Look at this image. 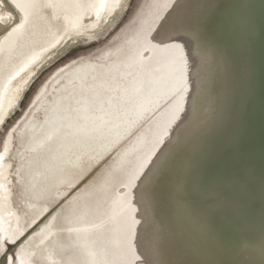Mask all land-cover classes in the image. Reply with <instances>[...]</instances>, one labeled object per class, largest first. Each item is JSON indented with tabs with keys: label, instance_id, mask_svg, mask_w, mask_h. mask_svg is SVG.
I'll return each instance as SVG.
<instances>
[{
	"label": "water",
	"instance_id": "1",
	"mask_svg": "<svg viewBox=\"0 0 264 264\" xmlns=\"http://www.w3.org/2000/svg\"><path fill=\"white\" fill-rule=\"evenodd\" d=\"M127 29L115 76L165 92L173 118L151 129L154 108L133 138L116 264H264V0H143Z\"/></svg>",
	"mask_w": 264,
	"mask_h": 264
},
{
	"label": "bare ground",
	"instance_id": "2",
	"mask_svg": "<svg viewBox=\"0 0 264 264\" xmlns=\"http://www.w3.org/2000/svg\"><path fill=\"white\" fill-rule=\"evenodd\" d=\"M128 3L129 0H105L102 6L101 0H0V31L7 29L0 39V130L12 115L21 109V102L31 83L33 84L35 74L40 70L42 72V69L45 70L46 66L49 67L59 59L58 57L63 53L62 44L69 37L96 41L107 24L115 21L113 17L117 15L116 12L124 11L128 8ZM122 41L123 39L118 42L113 41L99 58L59 68L53 80L44 86V92L41 91L31 114L23 119L24 123L18 130L19 143L25 147L26 153H31L22 162L19 173L31 169L36 163L37 167L43 168L46 163L66 161L65 153L69 148L78 147L87 150L104 142L100 146V158L120 140L119 137L105 139V135L111 133L107 125L111 122L115 109H126L128 120L131 122L136 120L135 126L140 118H146L154 108L158 109L163 105L164 102L157 97L158 92L155 89L150 91L147 85L140 87L136 83L137 77L115 76L121 70L115 68V63L117 61L122 63L131 57L130 54L119 53L117 47ZM151 93L154 100H147L146 103L147 94L149 97ZM52 101L55 104H51ZM85 106L88 107L84 109ZM147 108L150 109L143 114V117L142 114L139 115V112ZM85 110H90L93 116L88 118V121H84L85 116L87 119L89 115L83 116ZM167 110L168 107L164 111ZM40 115H44V120L40 119ZM158 120L159 117L157 123L160 122ZM83 123H86L84 130L81 127ZM110 125L112 129V124ZM52 134L55 135L53 142L57 141L54 145L50 140ZM35 148L37 151L33 153ZM76 156L77 154L74 157ZM85 156L86 161L95 158V155L88 153ZM11 164V160L4 159L5 169ZM3 182L5 184V181ZM3 184H0V191L3 186L4 191L10 194L12 192L10 178L6 185ZM11 200L7 201L8 209H0V220L6 224L4 225L8 233L13 230L22 232L27 228L26 217L21 213L24 209H20L18 205L16 207L15 202ZM28 208L31 211H38L39 214L42 211L40 205ZM35 219L36 217L31 224ZM107 219L103 217L97 225L103 229V232L106 230L109 232L111 228V223H108ZM95 227V224H92V228L86 227L82 233L93 232ZM57 232L53 230L50 242H45L39 248L38 253L41 254L37 259L43 264H66L65 256L61 252V244L57 242ZM56 235L57 239H55ZM28 239L21 245L18 258L22 264H35L36 252L27 245ZM58 260H61L60 263H57Z\"/></svg>",
	"mask_w": 264,
	"mask_h": 264
},
{
	"label": "flooded vegetation",
	"instance_id": "3",
	"mask_svg": "<svg viewBox=\"0 0 264 264\" xmlns=\"http://www.w3.org/2000/svg\"><path fill=\"white\" fill-rule=\"evenodd\" d=\"M121 27L123 29V24ZM116 37L117 34H114L100 46L77 57L71 56L67 58L64 60V62L68 60L65 64L77 60L80 57L99 58L100 54L105 52ZM58 68L52 70L46 79L35 87L28 103L21 112L22 114L36 103L44 86L52 81L58 73ZM44 83L45 85L43 86ZM51 104H55V102L52 101ZM87 107L85 106L84 109ZM22 114L16 118L9 129L14 127L18 121H20L19 125L21 124L25 118V113ZM83 114V116L85 114L90 115H88L87 119L85 116L86 120L84 119V121H88V118L93 117L90 110H85ZM40 117L42 120L44 115H40ZM84 124L86 123L81 125L83 130L86 127ZM9 129L6 130L2 139L0 153L3 151V142L6 139ZM33 133L31 134L33 135ZM136 133L137 131L133 132L132 130L125 136V145L128 146L126 147L127 160L126 165L123 166L125 173L122 174L118 172L122 170V167L113 166L115 158L121 153V151H118L120 147H117V144L113 145L99 158L100 143L97 146L91 147L92 149L88 148L89 150L78 147L69 148L65 153V156L67 155L65 157L66 161L55 164L46 163L43 168L37 167L36 163L34 167L27 169L25 173H19L17 167L19 165L21 166L20 160L24 162L31 153L25 152V147L21 146L18 141V135H16L13 139L14 146L8 156L5 157V160H12V164L7 168L8 172L2 175L5 177V184L2 182L0 184L6 185L7 180L10 178V184L12 186L10 200L12 199L20 209L26 210L29 214V219L32 217H36V219L22 231L23 233L20 231L19 235L13 237L8 235L6 224L0 221V227L2 225V229L0 228V264H22L18 256L21 251L20 247L24 241L30 238L36 246L38 237H40V243H49L53 236V230L58 231L57 242L61 244V252L65 256L66 264H116V254L122 249L118 246L117 238H114L116 229L111 226L108 230L109 232H103V229L99 226L97 227V225L101 222L100 219L102 216L104 218L106 217V219L109 217L107 219L108 223H114L120 213L118 212V208H121V205L126 201L132 202L130 198L126 199V196H124V192L126 191L124 186L128 181L124 177L133 165L131 161L133 146L130 145V142ZM58 134L61 135L62 133ZM54 138L55 135L52 134L50 137L52 145L57 142H53ZM53 149L55 150V146H53ZM33 150V153H35L37 148ZM87 153L95 155V158L89 160L90 162L87 161L85 164V155ZM75 154H77L76 157H74ZM19 175L24 176L19 178ZM33 205H40L42 209L40 214H32L31 211L27 210L29 206ZM92 224L96 226L93 232L82 233L84 228H89ZM83 225L84 227H82ZM2 230L5 231L2 232ZM127 249L128 247L125 248V250ZM105 253L106 255H104ZM57 255L60 256V254ZM54 259H56L55 256ZM60 261L58 260L57 263H60ZM118 261L121 264V260ZM35 262V264H43L37 259H35Z\"/></svg>",
	"mask_w": 264,
	"mask_h": 264
},
{
	"label": "rangeland",
	"instance_id": "4",
	"mask_svg": "<svg viewBox=\"0 0 264 264\" xmlns=\"http://www.w3.org/2000/svg\"><path fill=\"white\" fill-rule=\"evenodd\" d=\"M143 0H129V3H128V8H126L124 11L122 10L121 12H116L117 15L113 14V18L115 21H113L112 23L110 24H107V26L105 27V30H102L100 35L98 36L97 40L94 41V42H90L89 40H87L86 38H79V39H76L75 36H71L69 37L64 44H62V48H63V53L60 54V56L58 57L59 59L56 60L55 62H53V64L51 63L48 66H46L43 70L42 69V72L40 70V72H37L35 75V77L33 78V84L31 83V86L29 87L28 91L25 93V96H24V99L23 101L21 102V109L17 110L15 112V114H13L11 116L10 119H8L7 123L5 124L4 128L0 130V146H1V143H2V139L4 137V134L6 132V130H8L11 125L14 123V121L16 120V118H18L20 116V114H22L21 112L23 111V109L25 108L26 104L28 103L29 99H30V96L33 92V90L35 89V87L41 82V81H44L46 79V77L49 75V73L58 68L60 65H63L65 64L67 61L64 62V60H66L67 58L71 57V56H74V57H77L79 56L80 54H84L85 52H88L92 49H94L95 47L97 46H100L103 42H105L107 39H109L110 37H112L114 34H117V37L116 39L114 40L115 42H118L120 41V39H123V37L125 35H123L124 33H126L128 31L127 29V26L129 25V23L134 20V17H135V13L137 11V9L139 8V6L141 5ZM123 12V13H122ZM117 17V19H116ZM122 24H123V29H121L122 27ZM121 29V30H120ZM119 30V31H118ZM7 32V29H4V30H1L0 31V39L1 37ZM113 44H116V43H113ZM148 55V53H146ZM88 59H92L91 57H80L78 58L77 60H74V61H71L63 66H60L59 68L61 67H69L70 65H74L76 63H80L82 61H86ZM57 62V63H56ZM58 68V69H59ZM39 76V77H38ZM38 77V78H37ZM35 79V81H34ZM42 83V82H41ZM47 83V82H46ZM45 85V83L43 84V86ZM166 96V93L165 92H161L159 94H157V97L158 98H167V97H164ZM32 103V102H31ZM169 104V103H168ZM168 104H165L164 106H160L158 108V111H156L157 115H155L154 117H159L160 121L161 122H165V123H169V120L173 118V114L170 113L167 115L166 111H164L167 107H168ZM30 105V104H29ZM34 106V105H33ZM33 106L29 108V110H25L24 113H26L27 111V114L25 115V117L28 115V114H31L32 110H33ZM150 109V108H147L146 110H143V112H139V115L142 114V117H143V114L146 113V111ZM182 111V110H181ZM23 113V114H24ZM159 113V114H158ZM22 114V115H23ZM151 114V113H150ZM149 114V115H150ZM148 115V118L146 116V118H144L142 120V118H139L141 119L139 121V123H137L135 126H134V122H136V120H134L133 122H131L130 120H128V117H127V110L126 109H115V113L113 115V117L111 118V122L109 123V125H107V129L108 130H111V133H107L105 135V139L107 138H111V139H115L117 137L120 138V140H122L123 137L127 136L129 134V132H131L133 130L134 131H137L136 135H135V138H139L141 136H148L149 135V131H150V125L147 126V124L151 121V118L149 117ZM138 118V117H137ZM136 119V118H135ZM147 119V120H146ZM155 121L152 123L154 124L153 126H151L152 128L151 129H156L157 126L161 123H157L156 120L158 118H154ZM23 121V120H22ZM130 122V124H129ZM24 122H21V124L18 126L16 132L14 133L15 136L18 135V130L19 128L23 125ZM107 123V124H108ZM133 123V124H132ZM110 124H112V129ZM126 124V125H125ZM133 127H132V125ZM122 125L124 127H122ZM163 125V124H162ZM130 126V127H129ZM104 130V129H103ZM126 133H125V131ZM19 136V135H18ZM118 140V141H120ZM18 141H19V137H18ZM104 142H102L101 144L103 145ZM137 143V140L133 139L131 142H130V145H132L134 147V145ZM116 144V143H115ZM114 144V145H115ZM125 145V144H124ZM113 146V145H112ZM111 146V147H112ZM131 146V147H132ZM110 147V148H111ZM121 147V146H120ZM126 147L128 146H124V147H121L122 150L120 154H118V156L115 158V161L113 163V166L116 167L118 166L119 168L122 167V170L121 171H118L120 174L122 173H125V170H124V165H126V158L123 159L121 155H123V153L126 152ZM120 149V148H119ZM118 149V151H119ZM36 152V151H35ZM18 158V157H17ZM19 159V158H18ZM27 159V158H26ZM20 160V159H19ZM12 161V160H11ZM133 161V159L131 160ZM22 160H20V164H22ZM90 162V161H89ZM87 163V161L85 162V164ZM19 167L20 165L17 167L18 171H19ZM25 171H23L22 173H25ZM24 175H21V177H23ZM134 177V176H133ZM19 178H20V175H19ZM20 180V179H19ZM21 182V180H20ZM22 183V182H21ZM16 205V203H15ZM16 207H18L16 205ZM29 209V208H28ZM27 209V210H28ZM28 211H31L30 209ZM35 211V210H33ZM33 211H31L32 214H36L38 211H35V213H33ZM22 214H24V216L26 217V221H25V226H29L33 220L34 217L30 218L29 219V214L27 213L26 210L22 211L21 212ZM103 218V216H102ZM101 218V219H102ZM115 223V222H114ZM114 223L111 222V226H114ZM89 228H92V225L89 226ZM107 232V230L105 231ZM40 237H38V243L37 245L35 246L34 243H33V240L32 239H28V243L27 245H29L31 247L32 250H34L36 253H35V259H37V257L39 258V255L41 253H38V251H40V247L44 245V243H40ZM55 239H57V235L55 236ZM54 239V240H55ZM41 244V245H40ZM38 260V259H37ZM40 261V260H38Z\"/></svg>",
	"mask_w": 264,
	"mask_h": 264
},
{
	"label": "snow or ice",
	"instance_id": "5",
	"mask_svg": "<svg viewBox=\"0 0 264 264\" xmlns=\"http://www.w3.org/2000/svg\"><path fill=\"white\" fill-rule=\"evenodd\" d=\"M104 2H105V0H101V5H102V6H103Z\"/></svg>",
	"mask_w": 264,
	"mask_h": 264
}]
</instances>
